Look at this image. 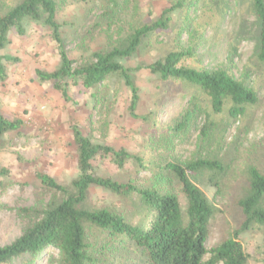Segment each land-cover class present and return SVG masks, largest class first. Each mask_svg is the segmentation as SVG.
Instances as JSON below:
<instances>
[{"label":"rangeland","instance_id":"374dc122","mask_svg":"<svg viewBox=\"0 0 264 264\" xmlns=\"http://www.w3.org/2000/svg\"><path fill=\"white\" fill-rule=\"evenodd\" d=\"M19 1L0 0V14ZM58 2V21L75 66L95 51L118 45L133 28L156 21L164 9L175 5L170 27L144 39L136 55L123 61L125 65L150 63L169 51H188L185 65L225 68L254 88L259 99L236 119L226 114L208 116L205 109H198L184 129L177 124L193 107L190 90L147 70L135 76L140 89L136 113L149 116L147 120L131 115L132 94L119 76L109 77L96 88L71 83L66 99L52 81H41L37 74L60 65L51 30L42 21L25 20L24 32L12 28L7 34L10 41L0 49L4 67L0 72V110L6 118L23 122L0 138V167L9 169L8 175L0 176V246L11 243L39 220V211L53 196L38 178V171L62 184L78 176L73 138V125L78 124L95 142L126 148L144 158L147 167L141 170L133 163L119 169L107 159L95 161L99 173L120 181L149 185L156 183V169L167 162L185 163L213 155L223 159L226 170L219 186L207 175L194 179L216 208L207 241L208 260L211 250L237 225L233 204L246 191L249 167L264 173V63L256 57L259 26L251 0H118L116 6L104 0ZM173 184L185 208L186 199L179 185ZM134 198L96 189L89 204L133 215L137 222L140 215L136 199L131 201ZM239 240L249 264H264V226L241 234ZM88 243L93 264H143L139 255L118 250V243L97 228H88ZM59 258V251L50 249L7 264H58Z\"/></svg>","mask_w":264,"mask_h":264},{"label":"trees","instance_id":"16d2710c","mask_svg":"<svg viewBox=\"0 0 264 264\" xmlns=\"http://www.w3.org/2000/svg\"><path fill=\"white\" fill-rule=\"evenodd\" d=\"M116 6L118 0H104ZM253 13L259 26L257 59L264 63V0H251ZM175 5L164 9L152 23H144L131 30L127 38L110 49L95 51L91 57L77 64L66 50L62 25L58 21V0H20L0 14V49L10 41L12 28L24 32L25 20L42 21L51 30L58 44L60 65L53 71L38 70L41 81H52L66 99L71 83H81L86 88H96L111 76H119L131 91L130 113L135 118L148 119L136 113L140 89L135 82L137 72L150 71L163 81H177L191 92L192 109L182 114L178 127L184 129L198 109H205L208 116L226 114L236 119L258 103L254 88L238 79L225 68L214 70L195 68L184 64L188 51H169L164 58L150 63L128 66L140 49L144 39L155 31L168 29ZM12 58V57H8ZM4 67L0 62V72ZM199 103H204L198 106ZM21 119H8L0 110V138L22 125ZM73 138L77 146L79 174L70 183H59L42 171L37 172L43 186L53 192L46 206L39 211V220L29 225L11 243L0 246V264L12 259L36 256L50 249L60 253L58 264H93L94 254L88 243V228H97L118 243L120 251H131L140 256L143 264H249L239 236L255 227L264 226V173L257 167L248 170L245 193L234 201L237 225L209 253L207 241L211 233V220L216 208L194 179L207 175L213 185L219 186L226 166L217 155L202 157L185 163L167 162L156 169V183L138 185L136 181H120L99 173L95 166L98 159H107L119 169L135 164L139 170L146 168L144 158L126 148H115L99 143L85 135L78 124L73 125ZM9 169L0 167V176ZM179 185L186 199L183 207L174 184ZM96 189L107 190L124 198H135L140 215L137 222L133 215L108 207L89 204Z\"/></svg>","mask_w":264,"mask_h":264}]
</instances>
